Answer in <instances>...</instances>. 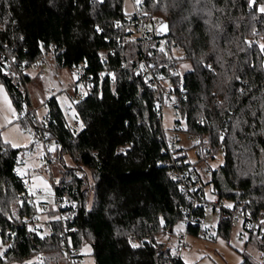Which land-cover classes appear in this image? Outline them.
Here are the masks:
<instances>
[{"label": "trees", "instance_id": "1", "mask_svg": "<svg viewBox=\"0 0 264 264\" xmlns=\"http://www.w3.org/2000/svg\"><path fill=\"white\" fill-rule=\"evenodd\" d=\"M123 3L0 0V84L24 128L54 142L56 203L75 212L67 223L73 234L58 220L40 223L25 177L14 173L26 149L0 135V264H76L86 243L95 264H187L167 245L178 223L205 236L212 211L220 214L217 234L229 238L237 213L264 216V0H139L132 15L168 24L169 33L153 39L136 34ZM48 57L77 76L66 90L74 124L55 97L39 120L24 88L31 80L24 70H44ZM182 60L191 64L184 75ZM145 65L169 96L166 105L177 104L174 128L197 139L198 157L222 154L218 168L198 174L199 198L211 202L210 186L219 204L212 210L182 191L165 164L175 142L163 129L161 89L141 76ZM248 242L264 256V235L250 233ZM240 264L258 263L246 254Z\"/></svg>", "mask_w": 264, "mask_h": 264}, {"label": "rangeland", "instance_id": "2", "mask_svg": "<svg viewBox=\"0 0 264 264\" xmlns=\"http://www.w3.org/2000/svg\"><path fill=\"white\" fill-rule=\"evenodd\" d=\"M139 0H124L123 11L127 15H132L136 11V4ZM157 17V16H155ZM154 17V18H155ZM163 22L162 18L158 17ZM167 23V22H165ZM264 45V40L260 43ZM45 69L39 67H30L24 70V75L30 76L31 80L25 85V90L31 99V103L35 108L37 118L42 120L47 114L45 103L47 100L55 97L65 111L68 122L75 123L74 108L70 97L66 90H72L73 85L77 80L76 74H71L66 69H57L53 59L46 61ZM191 70V64L188 61L182 60L178 63V71L181 75ZM70 92H73L70 91ZM69 92V93H70ZM84 88L79 84V93L83 94ZM169 102V101H168ZM19 112L13 106L12 100L3 84H0V135L4 143L15 149L34 150V155L31 156L26 164L22 167V174L25 177L27 192L29 197L33 198L38 210V218L41 224L57 220V214L49 215V211H56V198L52 181L59 177L60 166L57 164L46 171L40 163L41 148L33 143L34 128H24L19 122ZM176 117L173 114L171 105H166L162 110L163 129L168 132V137H172ZM184 127V123L182 125ZM180 141L177 143L179 148L183 149L181 154L186 155L187 161L198 169L199 175H207L210 169H216L223 163L221 153L212 158H199L197 139L189 135L185 131L178 132ZM54 142L51 143V148L54 149ZM209 175V174H208ZM207 198L214 202V197L211 193L210 186H205ZM224 207L232 206L228 200H223ZM220 214L212 211H207L203 230L206 235H191L186 233L185 225L178 223L174 232L168 238V246L172 249L178 245L179 240L185 234L188 235V246L178 254L187 264H240L244 260V255H250L258 264H264V260L257 252L253 244H248L249 233L243 229L242 221H235L230 237L225 238L217 234V225ZM160 241H165L166 236H159ZM167 241V240H166ZM81 257L76 264H95L93 249L90 244H84L78 251Z\"/></svg>", "mask_w": 264, "mask_h": 264}, {"label": "built area", "instance_id": "3", "mask_svg": "<svg viewBox=\"0 0 264 264\" xmlns=\"http://www.w3.org/2000/svg\"><path fill=\"white\" fill-rule=\"evenodd\" d=\"M132 24H133V30L136 32V34L139 35L141 38H161L164 36V34L159 31V28L161 25L165 22H163L161 19L155 17L152 19L144 18L141 14L132 15ZM48 56V54H46ZM43 65H46V62H42ZM74 70H83V65H74ZM141 76L146 78L147 80L151 81L153 84L157 85L161 91L162 88L160 86V79L156 76V73L154 69L151 66L145 65L144 69L141 72ZM164 99L161 104L162 110L163 107L166 106L167 101L169 100V96L163 92ZM166 101V102H165ZM176 103H172L171 106L173 107V114L175 117L178 116V111L175 108ZM176 128H173L171 132L172 134V141L175 143H172L170 146H168L169 151L174 153L170 159L166 161V166H169L172 168V172L176 176V179L179 181L180 189L187 193V195L193 196V198L200 202L201 205H203L207 210H212L215 207H218L219 204L214 202H207L205 199L199 198L197 195L198 192V180L199 175L193 168V166L187 161L186 158L182 157L183 155L179 151L178 143V132L176 129H178L180 126L175 125ZM33 141L35 145H39L41 148L40 152V163L44 170L51 172V158H50V152L52 151V148L50 146V143H48L45 140V137L41 131V129H36L33 132ZM34 155V150L32 148H28L25 150L24 155L19 159V162L14 170L15 175L19 176L22 173V167L26 164L28 159ZM191 180V183L189 181ZM23 198V197H22ZM57 210L59 213L57 214V220L61 223L65 224V234H73L75 232V229L73 226H67V223L72 222L74 219L75 212L73 210H67L63 211V203L58 200L56 203ZM242 221L243 229L246 230L249 234L255 233L264 235V216L261 215V217L256 220L253 219L250 215H245L243 213H237L235 215V221ZM190 221V220H189ZM49 227V226H48ZM188 246V235L185 234L181 237L180 243L173 248L174 251L181 252ZM264 260V256L262 257Z\"/></svg>", "mask_w": 264, "mask_h": 264}, {"label": "water", "instance_id": "4", "mask_svg": "<svg viewBox=\"0 0 264 264\" xmlns=\"http://www.w3.org/2000/svg\"><path fill=\"white\" fill-rule=\"evenodd\" d=\"M159 31H161L164 35H167L169 33V27L167 23H163L161 27L159 28Z\"/></svg>", "mask_w": 264, "mask_h": 264}, {"label": "snow or ice", "instance_id": "5", "mask_svg": "<svg viewBox=\"0 0 264 264\" xmlns=\"http://www.w3.org/2000/svg\"><path fill=\"white\" fill-rule=\"evenodd\" d=\"M260 11H261L262 13H264V8H261ZM261 47L264 48V45H262ZM229 207H231V206L229 205ZM133 246H134V247H137V245H133Z\"/></svg>", "mask_w": 264, "mask_h": 264}, {"label": "crops", "instance_id": "6", "mask_svg": "<svg viewBox=\"0 0 264 264\" xmlns=\"http://www.w3.org/2000/svg\"><path fill=\"white\" fill-rule=\"evenodd\" d=\"M215 200V199H214ZM243 227V226H242ZM248 241H249V237H248ZM247 241V243L249 244V242ZM255 247V246H254Z\"/></svg>", "mask_w": 264, "mask_h": 264}]
</instances>
